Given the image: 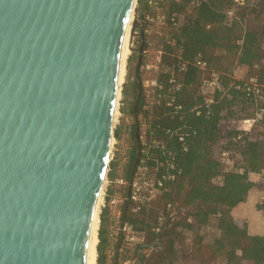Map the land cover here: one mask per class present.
<instances>
[{
    "label": "water",
    "instance_id": "obj_1",
    "mask_svg": "<svg viewBox=\"0 0 264 264\" xmlns=\"http://www.w3.org/2000/svg\"><path fill=\"white\" fill-rule=\"evenodd\" d=\"M137 0H0V264H86L107 177L123 33ZM137 66L139 94L143 93ZM137 154L128 185L142 154ZM169 216L152 244L171 231Z\"/></svg>",
    "mask_w": 264,
    "mask_h": 264
},
{
    "label": "trees",
    "instance_id": "obj_2",
    "mask_svg": "<svg viewBox=\"0 0 264 264\" xmlns=\"http://www.w3.org/2000/svg\"><path fill=\"white\" fill-rule=\"evenodd\" d=\"M198 1V4L194 0H166L161 3L167 6L165 19L169 31L165 35L157 77L168 90L172 88L170 68L188 62L179 76L181 88L177 93L183 108L177 111L157 105L149 112L144 109L145 90L137 110L135 103L133 107L136 119L142 116L147 122L146 137L163 139L177 154L182 178L167 183L163 195L140 211L134 210L129 202L126 212L123 207L122 218L144 232L146 243L152 244L162 232L153 230L159 215L164 212L167 220L170 216V211L165 209L168 203L177 211L191 209V212L171 222V231L165 237L167 248L154 252L144 264H176L179 252L176 242L183 237L182 229L194 232L193 260L194 264H201V229L213 215L219 216V232L212 242L216 255L225 258L226 264H240L244 258L264 263V220L255 221L252 230L247 231L239 227L233 215V209L247 201L244 208L250 207L255 214L264 216V116L250 132L241 130L239 126V122L255 117L259 111L264 114V0ZM229 10H233V15L227 14ZM149 12L147 0H138L133 32L138 31L141 42H145L144 50L148 44ZM173 17L179 22L178 26H175ZM200 55L211 70L219 73L228 91L213 92L202 88L204 72L194 62ZM239 68H245L246 75L241 77L237 71ZM252 78L259 85L255 98L247 97L241 88L229 87L232 83L244 84ZM208 100L212 102L208 103ZM176 132L185 134L184 141ZM240 135L242 137L238 138ZM115 136L119 138V133L116 132ZM142 136L140 133L143 145ZM224 150L230 152L232 166L221 161L220 155ZM153 153L154 158L162 157L158 149ZM136 154L135 144L125 172L127 181H130ZM150 163L153 165L154 160ZM253 173H263L257 184L251 179ZM109 176L113 179V172ZM111 193L109 188L107 199ZM106 211L104 208L101 214L98 264H105ZM190 216L193 223L187 221ZM139 246L123 249L121 259L136 258Z\"/></svg>",
    "mask_w": 264,
    "mask_h": 264
},
{
    "label": "rangeland",
    "instance_id": "obj_3",
    "mask_svg": "<svg viewBox=\"0 0 264 264\" xmlns=\"http://www.w3.org/2000/svg\"><path fill=\"white\" fill-rule=\"evenodd\" d=\"M165 3L166 0H161ZM160 3L159 8H152L149 6L151 14L155 16V21L148 23V31H147V52L143 51L145 65H141L140 68V76L143 83V91L146 89V82L148 79H153L157 77L159 68H160V59L159 50L163 49V44L165 41V35L169 31V27L167 26V22L165 19V10L167 6H163ZM138 6V0L135 3L134 8V19L132 23V37H131V53L127 61L126 68V76L125 82L123 84V97L120 104V114L118 119L115 122L113 127V143L111 145L110 151V161L107 172V179L105 180L104 189H103V204L101 208V214L103 209L106 208L105 215V237L106 243L103 248V253L105 255V264H114L115 256L114 253L117 249V243L119 239V232L117 223L122 219L123 207L125 206V202L122 201L128 192V184L121 185L116 183L117 179H125V172L129 163L130 155L133 150V147L136 144V139L133 134H136L137 128L140 127V133L144 134L147 128V122L142 116H139L138 119L135 117V113L133 112V107L136 104V100L139 94V81L137 79V66L139 63V59L141 56V46L143 41L141 42L140 34L138 31L136 33L133 32L134 20L136 17V8ZM145 45V42H144ZM145 47V46H144ZM143 62V60H142ZM149 65V67H148ZM238 73L241 74V77L246 75V69L239 68L237 69ZM135 103V104H134ZM135 110H137L135 108ZM139 123V124H138ZM116 132L119 133V138L115 136ZM114 164V166H113ZM113 172V179L109 176V173ZM112 190V193L108 195V189ZM114 198L120 199L118 204H112L111 200ZM126 201V200H125ZM245 211H242L240 216V224L242 229L251 231L253 223L255 221L260 222V220H264L263 214L257 213L249 207L243 208ZM181 210V209H180ZM178 210V211H180ZM175 208L172 214L178 212ZM185 213H182L183 215ZM246 221V222H245ZM172 222V221H171ZM215 235H212L205 242H202L199 246V261L201 264H226V260L223 257H219L216 255V249L213 247V239ZM181 239V238H180ZM125 249V242H124ZM167 248V243L165 239L163 240V244L157 246L156 251L146 250L147 258L151 256L154 252H160L163 249ZM133 251V250H132ZM146 258V259H147ZM137 259H128L126 261H117L118 264H126L125 262H133ZM262 259V258H261ZM129 263V264H131ZM240 264H264L261 261H255L252 258H244Z\"/></svg>",
    "mask_w": 264,
    "mask_h": 264
},
{
    "label": "built area",
    "instance_id": "obj_4",
    "mask_svg": "<svg viewBox=\"0 0 264 264\" xmlns=\"http://www.w3.org/2000/svg\"><path fill=\"white\" fill-rule=\"evenodd\" d=\"M148 5L152 8H159L161 0H147ZM198 4V0H194ZM228 15H233V10L227 12ZM148 22L155 21V16L148 14ZM175 26L179 25V22L175 17L172 18ZM148 29H146V32ZM195 64L204 72V77L202 79V88L205 91H228V88L224 86L223 80L220 77L219 73L211 70L208 66V63L202 56H197L195 58ZM188 62H181L178 67H172L171 75L169 77V83L172 88L166 90V84L161 82L158 77L153 79H148L146 82V103L144 109L151 112L155 106L165 105L169 108L175 110H181L183 105L178 101V91L181 88V83L179 82V76L186 69ZM149 67V65H148ZM169 69V68H168ZM169 70V71H170ZM258 83L255 78H252L250 81H246L244 84L232 83L229 87L241 88L246 93L247 97L255 98L258 94ZM208 103L212 100H208ZM209 104L207 105V107ZM201 108V107H200ZM201 111V109L199 110ZM264 114L262 111L257 112L255 117L245 119L239 122L240 129L245 132H250L254 124L263 118ZM179 134V139L184 141L185 134L182 132H176ZM242 135L238 136L241 138ZM143 145H142V154L139 161L136 172L131 181V192L129 197V202L136 211H140L145 206H149L150 203L163 195L166 189V185L172 181H178L182 178V168L180 167L177 154L171 150L168 144L163 139H158L153 136L146 137L145 133L142 136ZM142 144V141H141ZM160 150L162 152L161 158H154V150ZM154 160L153 165L150 161ZM221 161L225 164L232 166L233 161L231 159V154L229 151L224 150L220 155ZM121 185H129L130 181H127L123 178L117 179L115 181ZM127 195L122 200L125 202ZM120 199L114 198L111 200L112 204H118ZM174 206L171 203H168L165 207L167 211H170L172 215ZM167 222L166 215L162 212L158 217V222L154 225L153 230L156 233H160L164 230L165 224ZM164 225V226H163ZM118 232L123 236L125 242V248L131 249L136 245H140L146 242V235L144 232L138 231L135 226L124 220L123 218L117 223Z\"/></svg>",
    "mask_w": 264,
    "mask_h": 264
},
{
    "label": "bare ground",
    "instance_id": "obj_5",
    "mask_svg": "<svg viewBox=\"0 0 264 264\" xmlns=\"http://www.w3.org/2000/svg\"><path fill=\"white\" fill-rule=\"evenodd\" d=\"M133 11L131 12L129 19L127 21L122 42L120 48V56H119V70H118V79H117V90L115 94V106H114V113H113V127L115 125L116 120L119 118L118 116L121 115L120 113V104L123 97V84L125 82L126 76V68H127V61L131 53V37H132V23L134 19ZM113 143V138L111 141V145ZM107 179V178H106ZM105 179V180H106ZM104 184L105 181H104ZM104 184L102 186L101 192L99 193L94 213L93 219L89 230L88 241L86 246V264H98V244H99V231L101 227V208L104 200L103 189ZM105 194V193H104Z\"/></svg>",
    "mask_w": 264,
    "mask_h": 264
},
{
    "label": "crops",
    "instance_id": "obj_6",
    "mask_svg": "<svg viewBox=\"0 0 264 264\" xmlns=\"http://www.w3.org/2000/svg\"><path fill=\"white\" fill-rule=\"evenodd\" d=\"M141 35L143 37L142 32H141ZM146 52H147V50H146ZM159 53L161 54L159 56V59L161 60L162 54H163V49L159 50ZM261 178H263V173H253L251 175V179L255 182V184H257V182L260 181ZM247 203H248L247 201L243 202L233 209V215L235 216L234 218L236 220V223L239 225V227H241V224H240V216L242 214L241 210L244 208V206L247 205ZM180 217L181 216L176 217V218H180ZM174 219L172 220V222L174 221ZM193 220L194 219L192 216L187 218V221L190 223H193ZM218 220H219V216L213 215L210 217L209 221L202 227V229H201V235H203L202 242H205V240L208 239L209 237H211L212 235H216L217 231L219 232V228L217 226ZM170 228H171V224H170ZM179 229H182V228H179ZM181 231H182L183 237L180 240H177V242H176V245L179 248V252L177 254V258H176L175 263L176 264H194V260H193L194 232L191 230H188V229H182ZM123 244H124L123 236L119 232L117 249L114 253V256H115V263L114 264H118L117 261H120V263L122 261L121 255H122V252L124 249ZM143 244H147V243L145 242ZM143 244H140V245H143ZM125 263L129 264L131 262H129V263L125 262Z\"/></svg>",
    "mask_w": 264,
    "mask_h": 264
}]
</instances>
